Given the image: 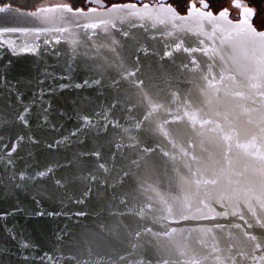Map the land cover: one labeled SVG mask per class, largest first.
I'll list each match as a JSON object with an SVG mask.
<instances>
[{"label": "water", "instance_id": "obj_1", "mask_svg": "<svg viewBox=\"0 0 264 264\" xmlns=\"http://www.w3.org/2000/svg\"><path fill=\"white\" fill-rule=\"evenodd\" d=\"M149 14L61 9L60 43L0 46V147L39 141L0 157V264H250L264 243V78L241 74L218 15L208 40L200 17ZM35 24L0 13V28ZM24 105L30 133L12 123Z\"/></svg>", "mask_w": 264, "mask_h": 264}, {"label": "snow or ice", "instance_id": "obj_2", "mask_svg": "<svg viewBox=\"0 0 264 264\" xmlns=\"http://www.w3.org/2000/svg\"><path fill=\"white\" fill-rule=\"evenodd\" d=\"M90 2V0H89ZM97 3H102V0H96ZM234 8L240 9V19L238 22L231 21L229 17V12L227 9L221 10L218 14H214L209 9V4L207 0H200L199 8L193 2V0H189L187 5L186 14L188 18H191L193 15L200 17L201 20H206L210 25H212L211 32H206L203 24H201L199 28L200 34L207 33L205 37L208 40H214L216 37L217 32H221L215 22L214 18L218 15L220 20L225 21V23L229 26V29L226 32H222L221 34V43L227 45L233 53H241V59L243 63L238 65L241 74L246 73L249 70H254L257 73L258 78H264V31H258L252 26L251 17L254 16V10L251 8H247L239 3H234L232 5ZM61 9H66L71 12H79L83 13L84 9H73L70 5H49V6H38L36 10L32 11L31 13H22L17 12L13 9L10 4H3L0 5V13L14 15L20 18L31 19L37 21L38 24L33 25L31 28H24L19 26H11V27H2L0 28V46H7L10 51L15 53L17 49L21 52H34L36 49L40 47V44L36 43L35 41L40 40L43 36V44L49 45L52 43L53 37L50 33H56L55 42L60 43L61 39L64 37L60 34L65 33L68 31L67 28H55L50 27L54 24L55 21L59 20L60 18L55 15ZM110 9H123L124 10V19L121 20V23L125 22L128 19H144L150 20L152 19V15L149 13L155 12L158 9H167L171 13H173L174 18L181 19L179 13L175 11V9L166 3V0H163V3L158 5L153 4H145V3H129L125 5H116L113 4L110 6ZM148 10V11H145ZM163 23V21H160ZM80 28H83L86 33L88 30V25H78ZM156 24H153L155 27ZM99 27V25H97ZM106 32L107 29H104ZM123 35H127V33H122ZM31 35L33 37V42L28 43L27 41H22L19 45L16 43V39L11 37L16 36H26ZM167 35L171 36L172 32H168ZM89 39H92L89 36ZM67 42L72 46L73 52L76 51V47L80 44L79 39L75 34L71 35ZM113 45H117L118 42L116 40L112 41ZM176 47V46H175ZM99 50V49H98ZM142 50V49H141ZM176 50H179L176 48ZM172 53L170 51H165L161 56V59L166 57H170ZM139 61V59H136ZM102 65L100 64H93L91 66L85 65L86 69L90 71H98ZM133 74H135L133 72ZM102 81H93L92 83H101ZM110 82L115 86L118 87L120 84L119 78L111 79ZM89 83L88 80L84 81V85ZM142 84L143 81H140ZM84 85L82 84H75L73 85L75 88H81ZM66 85H60V88L63 89ZM19 100V97H18ZM118 101H114L112 107L116 108ZM30 109L27 105H24L21 111H17L12 118V123L15 125L17 122L23 125V128L28 129V132H31L29 120H28V112ZM84 123L88 124L89 120L87 117H84ZM113 127H119L118 123L113 124ZM72 135H76V132H73ZM39 143L37 139H35L34 135L28 134L25 136L23 132H18L15 138L12 140L10 144H2L0 147V157L5 156L10 162H14L12 160L13 153H16L18 149L24 147L25 144H36ZM59 143V141L57 142ZM92 155L99 157V152H93ZM99 167L104 168V164H100ZM51 171V169H48ZM39 176L43 177L45 173L41 172L38 174ZM124 175H127L125 173ZM23 178V177H21ZM87 194V193H86ZM82 202V201H81ZM123 202V201H122ZM37 216L44 215L43 212H37ZM48 215H53V213H48ZM77 216H84L86 213L84 212H77L75 213ZM123 215V213H121ZM257 242L253 248V252L250 256V264H264V243H261L260 240L262 238H256ZM23 247H27V244L22 245ZM124 259V257H121Z\"/></svg>", "mask_w": 264, "mask_h": 264}, {"label": "flooded vegetation", "instance_id": "obj_3", "mask_svg": "<svg viewBox=\"0 0 264 264\" xmlns=\"http://www.w3.org/2000/svg\"><path fill=\"white\" fill-rule=\"evenodd\" d=\"M24 4L12 3L9 0H0V4H10L12 7L25 10L34 11L38 6L44 5H70L73 9L83 8L84 11L98 8V5H102L105 8H109L111 5H124L129 3H145L158 5L163 3V0H102V3H97L96 0H26ZM193 2L199 8L200 0H193ZM247 8L254 10V16L251 17L252 26L258 31H264V0H235ZM166 3L171 5L177 13L180 15L186 14L187 5L189 0H166ZM209 4V9L214 14H218L221 10L227 9L229 12V18L232 21H239L240 19V9L232 7L234 0H207Z\"/></svg>", "mask_w": 264, "mask_h": 264}, {"label": "rangeland", "instance_id": "obj_4", "mask_svg": "<svg viewBox=\"0 0 264 264\" xmlns=\"http://www.w3.org/2000/svg\"><path fill=\"white\" fill-rule=\"evenodd\" d=\"M12 3H16L18 5H20L21 3L24 4L25 2H27L26 0H9Z\"/></svg>", "mask_w": 264, "mask_h": 264}]
</instances>
